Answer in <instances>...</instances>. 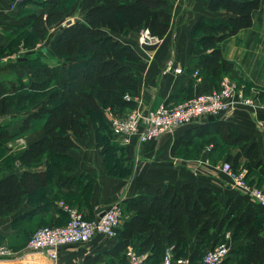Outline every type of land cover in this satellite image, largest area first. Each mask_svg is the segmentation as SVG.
<instances>
[{
	"label": "crops",
	"instance_id": "obj_1",
	"mask_svg": "<svg viewBox=\"0 0 264 264\" xmlns=\"http://www.w3.org/2000/svg\"><path fill=\"white\" fill-rule=\"evenodd\" d=\"M75 1L74 16L65 15L64 12L62 24L56 25L58 28L53 30L52 39L34 41L30 38L29 28L25 26L26 21L31 14L44 12L46 7L36 0H0V100L23 88L38 91L41 69L28 62L37 56H46L60 66V79L56 83L50 81L48 91L64 82L68 68L78 63V60L57 59L52 45L57 31L66 26L67 21L73 24L74 21L82 20L85 11L79 7V1ZM158 1L165 2V10L172 16L170 29L159 44L151 50L142 48L137 35L140 30L117 36L118 40L130 46L138 56V61L126 63L133 71L138 87L136 95L126 94L131 100H124L126 103L119 105L123 110L136 107L141 113L155 111L162 105L180 103L212 88L211 79L199 71L198 37L192 35V28L200 17L223 20L228 15L223 11L210 12V0ZM28 39L32 42L29 45L26 44ZM28 49L32 51H27ZM220 50L223 58L234 66L231 73L222 77L233 80L251 94L256 93L264 101V2L260 10L253 14L252 27L242 29L235 36L224 40L220 44ZM195 71L199 72L197 76L194 75ZM44 104L45 99H42V102L34 103L31 109L21 111L20 119L13 125H2L1 120L9 116L7 113H0V146L5 152L0 158V178L15 175L22 180L27 190L20 206L0 217V247L9 251V256L0 258V264H50L40 254H26L25 245L37 228L65 224V207L76 209L85 219L91 220L112 203L119 202L122 207L121 230L124 222L133 215V212L126 211V201L140 195L151 196L156 190L168 186L178 191L186 183L196 188L211 189L217 196L220 214L224 202L230 197H239L257 207L246 193L234 188L225 174L218 172V168L226 163L225 156L236 152L235 147L221 144L219 140L217 146L210 143L200 148L198 158H183L180 153L172 156L170 151L174 141L197 125L178 128L158 142L137 144L134 140L129 145L120 146L117 138L110 133V121L106 115L108 111L119 107H100L99 119L87 116V139L76 140L78 147L68 151L59 170L48 174V177L45 155L29 166L14 161L6 163L7 157L17 156L43 137V119H32L25 131L20 128L23 121L44 107ZM216 121H219L216 125H230L238 134L245 136L249 143H257L264 162V109H238ZM104 129L109 134H103ZM217 134H220V130ZM9 137H12L11 140L19 137L22 142L12 147L10 143L7 144ZM3 139L6 141L5 145L1 142ZM215 152L217 157L212 160L209 154L214 155ZM239 172L244 174L242 168ZM185 233L183 258L189 260L196 244V234L187 225ZM162 234L165 245L167 231L164 227ZM226 240L230 241L229 234ZM117 241L116 238L95 236L88 244L63 246L58 250V262L124 264L126 251L119 259L105 255ZM241 244L243 245V240L236 246L230 245V248ZM138 246L139 242L135 241L128 247L136 249Z\"/></svg>",
	"mask_w": 264,
	"mask_h": 264
},
{
	"label": "trees",
	"instance_id": "obj_2",
	"mask_svg": "<svg viewBox=\"0 0 264 264\" xmlns=\"http://www.w3.org/2000/svg\"><path fill=\"white\" fill-rule=\"evenodd\" d=\"M36 1L46 10L31 14L25 26L30 30L31 39L43 41L49 30L63 20L64 4L69 0ZM78 1L79 7L85 11L82 20L59 28L52 45L57 59L77 58L78 63L68 68L61 85L46 92L44 107L22 123L20 130L25 131L32 119H43V137L17 156L5 159L6 163L14 161L29 166L45 155L50 160L47 177L59 170L68 151L78 147L76 140L87 139V116L99 119L100 107L114 109L126 103V94L134 96L137 93L138 82L126 63L138 61V56L117 36L130 31L147 30L150 37L162 40L172 20L163 1ZM263 2L210 0L208 10L223 11L228 15L227 18L197 19L192 35L198 37V67L211 79L210 90L217 87L222 76L234 69L233 64L223 58L220 44L240 30L251 28L253 14L260 10ZM56 65L40 66L38 90L45 91L51 80L60 79L59 64ZM4 102L5 99L0 100V113L7 112ZM218 122L215 119L201 126H193L174 141L171 155L175 156L180 153V149L191 145L192 148L200 149L212 142L217 146L216 138H220L221 144L236 148L235 153L225 156V162L230 164L232 171L239 172L242 168L244 180L264 191V162L258 144L249 143L245 136L238 134L228 124L216 125ZM219 130L220 134H217ZM2 153L0 146V156ZM26 191L22 180L15 175L0 178V217L19 207ZM125 204L126 211L133 212V215L118 231L117 244L105 255L122 258L127 247L138 241L139 246L134 251L139 255H147L148 263L157 264L166 247L172 248L174 258H183L187 225L196 234L190 264H201L205 250L226 242L227 234L234 246L241 240L243 245L229 249L223 264H264V212L239 197L228 198L220 214L217 196L211 189L196 188L186 183L178 191L168 186L156 190L151 196L140 195L129 199ZM163 227L167 231L165 245Z\"/></svg>",
	"mask_w": 264,
	"mask_h": 264
},
{
	"label": "built area",
	"instance_id": "obj_3",
	"mask_svg": "<svg viewBox=\"0 0 264 264\" xmlns=\"http://www.w3.org/2000/svg\"><path fill=\"white\" fill-rule=\"evenodd\" d=\"M161 40L149 36L147 30L140 31L138 42L141 45H156ZM2 62V61H1ZM199 74L195 71V76ZM125 101L131 98L126 95ZM256 106L264 109L262 103H254L243 86L233 80L222 77L215 89L199 93L192 98L174 105H162L155 111L141 113L138 109L132 110L122 119H112L110 129L117 138L120 146L158 142L165 135L178 128L198 125L208 120L223 119L230 112L238 109H251ZM222 171L229 175L235 189L250 196L253 202L264 212V191L258 187L249 188L242 173L233 172L230 164L225 163ZM67 221L61 226H46L37 228L28 238L25 245L26 254H40L47 258L50 264L58 262L59 248L67 245L88 244L95 236L115 239L122 222V207L119 202L112 203L94 219L87 220L76 209L65 207ZM229 252L224 243L206 250L201 258V264H223ZM9 256V251L0 247V258ZM124 264H151L147 262V255L137 254L133 248L128 247L125 253ZM157 264H190L186 258H174L172 248L164 249L161 260Z\"/></svg>",
	"mask_w": 264,
	"mask_h": 264
},
{
	"label": "rangeland",
	"instance_id": "obj_4",
	"mask_svg": "<svg viewBox=\"0 0 264 264\" xmlns=\"http://www.w3.org/2000/svg\"><path fill=\"white\" fill-rule=\"evenodd\" d=\"M65 3H66V4H64V12H65V15H69V14L72 15V14H74V10L76 9V1L75 0H69L68 2H65ZM72 16H74V15H72ZM65 18H66V16H65ZM61 24H62V22H61ZM61 24L59 26H61ZM57 28L58 27L55 26L52 29H50V31H49V33H48V35L46 37L47 41H48V39H52L53 38V36H54L53 30H57ZM140 31H138V34H137L138 35V38L140 37ZM29 43H32L31 42V39H28V42H26V44H28V45H29ZM140 46L142 48H145V49L147 48L148 50H151V49L154 48L155 45H151V44L141 45L140 44ZM27 51H32V50L28 49ZM29 63L30 64H33L35 66H38V67H40L41 65H43V66L46 65V66H49V67L57 66L56 65L57 63L54 60H52L50 58H47L46 56H42V55L41 56H37L35 59L31 60ZM58 67H59V70H60V66H58ZM57 80H59V78H57ZM57 80L54 79V80H51V81H54L56 83ZM48 89L46 88L45 91L44 90L43 91H40L38 89H37L38 91H33V90H28L27 88H23V90H18L15 93H13L12 95H8L5 98V102H4L5 104L4 105H6V107H7V112L6 113H7V115L9 117L3 118V120H1L3 122L2 125L8 126V125L15 124L20 119V116L22 115V114H19V113L21 111L27 109V108L31 109L32 108V105L34 103L42 102V99H44V96L46 95V92L48 91ZM248 95H250L254 99V103H256V104L263 102L262 99L259 97V95L258 96L256 95V93H252L251 94V92L248 91ZM117 107H119V105ZM256 107H258V106H256ZM135 109H138V108H136V107H134V108L129 107V108L123 110V109H121V107H119L118 109L115 108V110H112L110 112L108 111L106 115L108 116L109 121H111L112 119H122V118L126 117L127 115H129L131 113V111L132 110H135ZM95 121H97V120H95ZM103 131H104L103 134H109L106 129H104ZM11 139H12V137H9V139L7 140V144L10 143L12 147H15L16 144L18 145L20 142H22L21 138H19V137L18 138H15L14 140H11ZM209 140L212 141V138H209ZM219 140H221V139L220 138L219 139L216 138V141H219ZM1 142H2V144H4L6 141L4 142V139H3V140H1ZM203 147H205V146H202L201 148H203ZM4 153L5 152L2 153V156H4ZM198 153H199V149L197 150V148H192V145L191 146H188L185 149H180V154H181V156L183 158H198L199 157L198 156ZM2 156H0V158ZM209 157L212 160L213 159H216V157H217L216 152H215L214 155L212 153L209 154ZM46 158L47 159L45 160V162L49 166V164H50L49 161L50 160H49L48 157H46ZM223 164H225V163H223ZM223 164L221 165V167L218 168V172H220L222 174H225L231 180V178L229 177V175H227L226 173H224L222 171ZM239 173L240 172H237V174H239ZM246 182H247L246 185H248L249 188L250 187L253 188L255 186V185L249 184V182L245 180V183ZM258 188H260V187H258ZM260 189H262V188H260ZM43 227H46V226H43ZM48 227H50V226H48ZM224 244H226L228 246V249H231L230 248V245H234V243L231 242V241L224 242ZM206 250H208V249H206Z\"/></svg>",
	"mask_w": 264,
	"mask_h": 264
},
{
	"label": "water",
	"instance_id": "obj_5",
	"mask_svg": "<svg viewBox=\"0 0 264 264\" xmlns=\"http://www.w3.org/2000/svg\"><path fill=\"white\" fill-rule=\"evenodd\" d=\"M72 24V22L71 21H67L66 23H65V25L66 26H69V25H71ZM214 120V118L213 117H208V121H213Z\"/></svg>",
	"mask_w": 264,
	"mask_h": 264
}]
</instances>
